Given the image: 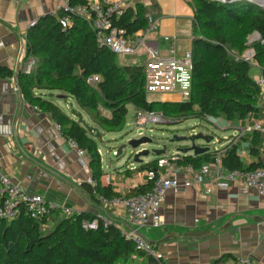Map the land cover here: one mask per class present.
<instances>
[{"label":"trees","instance_id":"obj_1","mask_svg":"<svg viewBox=\"0 0 264 264\" xmlns=\"http://www.w3.org/2000/svg\"><path fill=\"white\" fill-rule=\"evenodd\" d=\"M83 3L84 0H69L70 6ZM187 3L193 13L192 84L186 100L177 103L148 101L142 64L119 65L117 56L99 46L91 29L78 17L72 16L71 24L64 26L47 15L30 26L25 34L21 65L27 59L33 60V65L29 73L19 68L15 74L22 100L47 114L60 127V137L73 140L85 152L90 177L98 186L83 185L94 204L99 197L111 200L117 196L111 185L103 183L105 176L96 143L103 134L123 130L127 106L135 112L161 114L169 121L168 125L188 118L226 122L263 118L264 107L258 104L259 89L249 77L250 65L235 61L228 52H232L234 58L239 57L248 48V37L257 34L261 42L251 46L253 63L264 77V11L253 2L244 1L187 0ZM149 12L137 4L128 8L114 26L125 36L134 35L147 28ZM91 76H99L100 81L89 85L87 79ZM12 77L13 72L0 68V79ZM42 93L48 96L60 93L74 100L100 137L89 136L76 119L46 100ZM238 141L200 156L186 155L184 163L198 168L219 157L224 170H243ZM244 141L252 159L245 170L262 166L264 135L254 132ZM152 168H155V160L139 164L137 170ZM148 190V184H141L127 195L136 196ZM54 213L51 211L41 222L24 216L9 222L0 219V264H118L132 257H143L147 264H164L137 250L113 225L104 227L101 219L84 213H71L44 229L46 220ZM92 220H97L96 230L82 227V222ZM156 244H151L154 250Z\"/></svg>","mask_w":264,"mask_h":264},{"label":"crops","instance_id":"obj_2","mask_svg":"<svg viewBox=\"0 0 264 264\" xmlns=\"http://www.w3.org/2000/svg\"><path fill=\"white\" fill-rule=\"evenodd\" d=\"M131 3L133 7L140 4L149 9L147 17L154 18L151 25L148 23L145 30L136 33L145 38L148 46L164 57H179L190 50L193 13L187 0H131ZM56 4L57 0H0V68L13 72L12 78L0 79L2 170L13 184L41 195L52 205L55 213L46 220L44 229L71 213L104 218L114 227L122 228V211L109 208L100 199L94 204L86 192L83 184L90 177L87 156L78 161L66 139L58 136L51 118L27 105L18 90L15 72L23 57L25 34L32 22L51 14ZM140 59L134 64H142ZM42 95L64 113L80 111L90 121L76 102L65 95L63 99L56 97L60 93ZM70 100L77 110H73ZM148 101L158 100L148 98ZM91 126L94 127L92 123ZM236 133L237 129L229 136ZM248 138L244 135L238 141L244 169L252 161L244 141ZM228 141L209 151L222 148ZM261 162L264 165V149ZM101 168L103 176L110 177L115 193H128L144 180V171L135 166L111 172L101 163ZM159 213V231L139 233L150 244L157 243L156 252L164 264H217L222 258L233 260L238 256L264 264V196L253 189L231 187L208 196L193 188L169 192ZM136 259L137 264H147L143 257Z\"/></svg>","mask_w":264,"mask_h":264},{"label":"built area","instance_id":"obj_3","mask_svg":"<svg viewBox=\"0 0 264 264\" xmlns=\"http://www.w3.org/2000/svg\"><path fill=\"white\" fill-rule=\"evenodd\" d=\"M253 3L264 11V0H254ZM131 4V0H84L83 4L70 6L69 0H57L49 16L55 17L64 26L71 24L72 16L78 17L91 29L97 44L113 55H137L138 58H142V75L147 98L158 96L175 102L184 94L187 98L192 84L193 64L190 50L179 57H164L156 48L148 46L142 35L125 36L122 30L114 26V22L128 8L133 7ZM34 23L32 22L30 26ZM250 37H255L256 42H261L260 37L255 33L248 39ZM142 50L143 52L140 53ZM228 55L235 61L254 65L252 49L242 53L239 57L234 58L232 52H228ZM25 63L22 72L27 74L32 69L33 61L27 59ZM258 71V75L252 80L259 89L258 104L264 107V77L259 69ZM99 81V76H91L87 79L89 85H95ZM235 123L238 137L234 140L230 139L227 143L235 144L240 137L250 136L254 132L264 135V120H254L248 117L242 122L236 121ZM158 124L168 125L169 121L161 114L135 112L133 125L139 131L138 138L144 137L141 130L146 126ZM55 129L60 136V127L55 125ZM66 142L76 159L82 162L83 157L86 156L85 152L73 140L66 139ZM111 154L115 156L116 151H111ZM185 156L177 152L157 156L155 168L144 171L142 184L149 185V190L144 194L128 196L127 193L120 191L111 200L99 197L109 208L122 211L124 225L122 228H117L120 236L155 261L160 260V255L138 233L142 229L156 230L161 227L159 210L169 192L177 193L180 190L193 188L208 196L217 191H227L231 187H241L253 189L257 195L264 196V165L253 170L226 171L222 168L219 157H216L214 163H204L195 168L192 164L184 163ZM103 183L111 185L112 181L109 176H105ZM85 184L91 188L98 186L91 177L85 180ZM53 210L52 205L47 203L41 195L28 193L21 186L13 184L4 174L0 160L1 220L9 222L19 216H24L35 222H41ZM101 221L104 227L110 225L104 218ZM82 227L86 230H96L97 220L84 221ZM217 264H254V262L250 257L238 256L233 260H222Z\"/></svg>","mask_w":264,"mask_h":264},{"label":"rangeland","instance_id":"obj_4","mask_svg":"<svg viewBox=\"0 0 264 264\" xmlns=\"http://www.w3.org/2000/svg\"><path fill=\"white\" fill-rule=\"evenodd\" d=\"M257 41L255 37H250L248 39V48L246 51L251 50V46ZM245 51V52H246ZM244 52V53H245ZM243 53V54H244ZM138 60V56H117L116 61L119 65H129L136 63ZM142 59L139 61L141 62ZM27 61V60H26ZM25 61V62H26ZM33 61V60H32ZM21 65L20 69L22 70L26 63ZM258 69L253 65L250 66L249 77L253 79L255 76L258 75ZM151 100H158L159 102H175L171 99H165L163 97L158 96H150ZM170 98V97H168ZM186 100V94H184L181 99L178 98L177 102H182ZM71 105L73 110H77V106L74 101H71ZM81 114L83 122H85L88 126H91L90 121L87 117L78 111ZM71 111L68 110L67 114L70 115ZM135 117V110L131 106H127V116L125 120V126L123 130L119 133H110V134H103L101 141H97V148L99 151L102 167L104 169L110 168L111 172L114 170L122 171L125 166L130 168L131 166L138 167V164L132 163V155H129L130 152H122V154L116 158L111 154V151H116L117 148L122 146L127 140L138 138L139 131L136 127H134ZM262 120H264V115ZM95 128V127H94ZM237 124L235 122H226L222 119H207V120H199L197 118H188L182 121L179 124H172V125H153V126H146L145 129L141 130L144 134V137L150 138L152 142L150 144H144L138 147L135 151L139 150H147L151 152L156 148H160L161 146L166 147V153L172 154L176 151L178 147L186 146V143H174L170 144L169 140L172 138L173 135L177 136H188L192 134L202 133L207 136H211L213 141L208 145L209 148H213L214 146L217 147L222 142L228 141L230 139H236L237 135L229 136L231 132L236 131ZM235 134V132L233 133ZM240 139V138H239ZM195 145L197 146H204L203 141L196 140ZM156 156L153 154H149L147 157L141 158V163H148L154 161ZM143 232L149 231V233H154L159 230H152V229H142ZM139 261L136 258H129L125 261H120L118 264H137Z\"/></svg>","mask_w":264,"mask_h":264},{"label":"water","instance_id":"obj_5","mask_svg":"<svg viewBox=\"0 0 264 264\" xmlns=\"http://www.w3.org/2000/svg\"><path fill=\"white\" fill-rule=\"evenodd\" d=\"M214 1H220V2H248V3H252L254 2V0H214ZM148 19V23L149 25L152 24V21L154 20V18L152 16L147 17ZM16 73V72H15ZM58 99H63L64 95L60 94L56 96ZM177 103V102H174ZM70 115L76 119V122L78 124H80L88 133L89 136L97 139L100 137V133L99 131L91 126H88L85 122H83L81 116L76 113V112H71ZM196 140H201L204 143V146H197L195 145V141ZM213 141V138L211 136H207L204 135L202 133H198V134H192V135H182V136H177V135H173L172 138L169 140L170 144H174V143H186V146H182V147H178L176 149L175 152L180 153L182 155H191L192 157H196V156H200L203 154H206L209 152V147L208 145ZM152 142V140L150 138L147 137H140V138H133V139H129L127 140L122 146H120L119 148H117L116 150V155L115 157L118 158L122 152H126L129 151L130 154L132 155V163L133 164H141V158L143 157H147L150 153L157 156H161L164 155L166 153V147L165 146H161L160 148H156L154 150H152L151 152L147 151V150H139L136 152L135 151L138 147H140L141 145L144 144H150ZM212 163H214V160H212ZM138 235L142 238H144L146 241H148L142 234L138 233ZM149 243H151L150 241H148Z\"/></svg>","mask_w":264,"mask_h":264}]
</instances>
